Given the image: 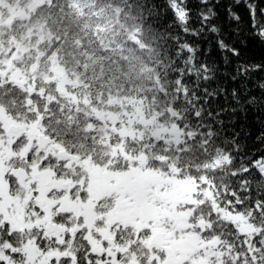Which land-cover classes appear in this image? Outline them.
I'll return each mask as SVG.
<instances>
[{"label": "trees", "instance_id": "obj_1", "mask_svg": "<svg viewBox=\"0 0 264 264\" xmlns=\"http://www.w3.org/2000/svg\"><path fill=\"white\" fill-rule=\"evenodd\" d=\"M245 2L217 5L223 30L235 27L227 18L229 7L242 17V27L247 24ZM172 3L0 0V105L24 127L49 134L82 158L91 156L92 164L128 178L136 171V177L156 179L149 182L158 187L150 197L169 221L168 232L211 251L199 254L212 255L209 264H264V175L256 166L264 158V144L255 140L264 130V111L249 106L247 113L235 114L234 124L227 123V114L225 125L217 123L187 74ZM180 35L199 46L200 60L215 63L211 86L230 89L234 82L224 73L234 71L235 61L224 64L215 44L209 45L214 37ZM242 52L250 61L264 59V46L254 40ZM252 95L264 97V92L253 87ZM27 98L34 107L25 106ZM219 101L223 104V97ZM232 128L241 133L239 140ZM25 136L7 135L0 122V184L9 187L0 190V264H38L42 252L59 242L43 231L32 208L25 212V192L10 175L11 167L24 164ZM66 177L74 185L69 197L82 210L88 202L95 213L88 234L93 236L95 223L112 226L104 218L106 200L88 195L86 182L73 172L66 171ZM133 182L138 186L141 179ZM164 184L170 197L165 194L161 201ZM178 186L182 192L172 196ZM131 221L122 222V242H130L122 259L137 257L145 264L150 228L139 230ZM78 235L76 246L65 241L69 258L76 257L75 264H100L104 257L92 250L90 239ZM50 264L59 263L53 259Z\"/></svg>", "mask_w": 264, "mask_h": 264}, {"label": "snow or ice", "instance_id": "obj_2", "mask_svg": "<svg viewBox=\"0 0 264 264\" xmlns=\"http://www.w3.org/2000/svg\"><path fill=\"white\" fill-rule=\"evenodd\" d=\"M240 2L241 0H234L237 5ZM220 3L221 0H173L172 11L173 25L179 29L178 50L184 56L187 74L199 90L211 115L217 123L225 125L223 117L226 114L227 123L234 124L235 114L247 113L249 106L264 111V97L252 95L253 87L264 92V59L258 62L250 61L242 52V48L247 47L248 40H254L260 46H264V0H259L258 3H247L246 0L245 7L249 18L243 27L242 17L229 7L227 18L230 22L236 23L235 27L229 26L226 31L217 22L218 12L215 9ZM180 33L203 37L205 40H208L209 35L214 37L208 40L209 45L215 44L224 64L228 65L235 61L234 71L224 73L228 80L234 82L230 89L220 83L215 87L211 86L217 71L215 63L200 60L199 46L185 42ZM219 97H223V104L220 103ZM231 132L233 137L239 140L241 133L235 128H232ZM255 140L264 144V130L255 137Z\"/></svg>", "mask_w": 264, "mask_h": 264}, {"label": "rangeland", "instance_id": "obj_3", "mask_svg": "<svg viewBox=\"0 0 264 264\" xmlns=\"http://www.w3.org/2000/svg\"><path fill=\"white\" fill-rule=\"evenodd\" d=\"M256 166L264 174V158H261L258 161H256ZM126 174H123V176H120L118 179H114V178L110 177L109 174L105 175V174H101V173L100 174H92L91 172L87 173V185L88 186L91 185L88 189V194H90L91 192L94 194V196H104V195H108V194H110V195L114 194V196H112V197L116 200V202L112 208L111 213H109L107 215V218H109L112 222L118 221L116 223V225L120 223V220H122V216H124V215L127 216V214H129L131 212V211H125L124 212L121 210L117 211L116 204L123 199L131 200L130 202L133 203V201L137 198L138 195H142V197H145V196L150 197L152 192H153V186H152L153 184H150L149 182L151 181V183H152V182H154V180H156V179L153 180V178H150V177L140 178L142 183L143 182L147 183V186L142 185V187L137 190L135 188V185L132 184L131 181L125 180V177H127ZM96 181H98V182H96ZM188 184H190V182ZM193 187L195 190V186H193ZM182 190H183V188L178 186L175 190H172L171 194H173L172 196H179V194L182 192ZM130 191H132L133 193L132 194L130 193V195H129L130 199H129V197L127 198L126 195H127V192H130ZM193 195L195 197V191L193 192ZM209 197H211L210 192L206 191L204 198L209 199ZM187 200H188V198H187ZM193 201H195V200L193 199ZM86 203L87 202H85V204ZM85 204H84L85 213L91 211L90 206L85 205ZM47 209H48V207L45 208V210H47ZM148 209H149V206H147V210ZM73 211H74V209H73ZM82 212H83L82 209L79 206H77L76 211L73 213V215H69L64 220L63 224L66 222L71 223L74 231L78 227H82V226L88 227L89 223L93 224V216H89L87 219L84 218L81 220V217L83 216ZM48 213L49 212H46L44 214L47 215ZM145 215L147 216V223H148L153 218V216L151 214L152 217L150 218V214H145ZM181 216H182L183 220H186L187 212L186 211L183 212ZM228 218H230V217H228ZM232 218H234V221L235 220L238 221L237 217L233 216V217H231V219ZM239 220L241 221L242 227H246L245 222L242 221L241 219H239ZM184 223H186V222H184ZM101 226H103V225H101ZM151 227H152V232H155L156 230H159V228H157V227H160V225L151 226ZM123 235H124V232L122 231V236ZM174 235H175V232H172L171 234H169V236H171L172 238H174ZM109 237L112 238L113 235L111 234V235L100 237L97 245H95V250L102 249V251H105V252L111 251L112 253H117L120 251L123 254H125L127 252L128 248L130 247V242L126 243L125 241L124 242L116 241V243H115V241H114V243L111 245L109 242V239H108ZM123 258L126 259L125 256ZM124 259H122V263L115 262L114 260H111V261H112V264H124L125 262H128L130 260L137 259V257H133L129 260H124ZM71 264H73V263H71Z\"/></svg>", "mask_w": 264, "mask_h": 264}, {"label": "flooded vegetation", "instance_id": "obj_4", "mask_svg": "<svg viewBox=\"0 0 264 264\" xmlns=\"http://www.w3.org/2000/svg\"><path fill=\"white\" fill-rule=\"evenodd\" d=\"M45 156V157H44ZM44 156L42 157V159L40 160V163L37 164V162L34 160V159H30L28 161V165L26 166L27 167V171H28V178H27V183L29 184L30 187H33V189H35L36 193L38 195L42 194V190L45 188H48V189H51V190H54V191H57L59 192V195L62 194L66 188V179L64 178H61V179H51V180H45V178L43 177L42 174H39L37 175L38 173H34L33 172V169L35 168H38V165L40 166H44L46 165V162L47 161V157H49V159L51 158L52 160H55L57 162H52V164H50V167L47 168L46 171H49L50 174H53V175H56L59 176V174L57 172H55V167L54 166H57V165H60L61 163H63V160H61L60 158H58L56 156V154H54L52 151H45L44 152ZM71 163L70 161H66L65 164L68 166V167H71ZM69 171V170H68ZM70 171H79L78 169H70ZM60 183L62 182V184H57V183ZM27 187V185H26ZM60 200H65V196H60ZM162 251V250H160Z\"/></svg>", "mask_w": 264, "mask_h": 264}, {"label": "water", "instance_id": "obj_5", "mask_svg": "<svg viewBox=\"0 0 264 264\" xmlns=\"http://www.w3.org/2000/svg\"><path fill=\"white\" fill-rule=\"evenodd\" d=\"M31 103L32 102L29 101L28 105H30ZM11 130L16 132L18 130V127H12ZM51 141L52 140L50 138H46L42 135L39 137V145L41 146V148H45L48 144L51 143ZM60 155H62L64 157H69V155L66 152H61ZM13 174L19 179L20 182H23L27 178L26 173L23 170H15L13 172ZM126 206H127L126 202L122 203V208H124ZM56 227H57L56 225H51L49 231L55 230ZM162 237H163L162 234L156 235L153 238L151 244H157L159 246H163L164 241H161ZM129 264H140V263L130 262Z\"/></svg>", "mask_w": 264, "mask_h": 264}, {"label": "bare ground", "instance_id": "obj_6", "mask_svg": "<svg viewBox=\"0 0 264 264\" xmlns=\"http://www.w3.org/2000/svg\"><path fill=\"white\" fill-rule=\"evenodd\" d=\"M86 160H87L88 162H91V161H93V159H92V157H91V156H87V157H86Z\"/></svg>", "mask_w": 264, "mask_h": 264}]
</instances>
